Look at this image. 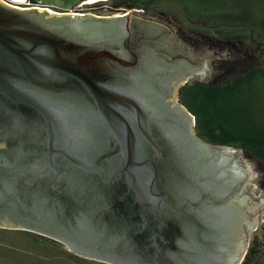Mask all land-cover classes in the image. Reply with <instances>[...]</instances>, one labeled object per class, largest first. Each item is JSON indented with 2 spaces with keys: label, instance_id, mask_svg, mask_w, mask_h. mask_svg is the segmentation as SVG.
Masks as SVG:
<instances>
[{
  "label": "water",
  "instance_id": "95a60500",
  "mask_svg": "<svg viewBox=\"0 0 264 264\" xmlns=\"http://www.w3.org/2000/svg\"><path fill=\"white\" fill-rule=\"evenodd\" d=\"M219 57L195 56L184 47L171 22L139 10L124 9L117 16L103 17L47 6L25 8L0 0V133L10 141L0 143V227L65 240L75 253L104 263L140 264L94 257L97 248L86 246L88 242L49 231L43 225H49L54 211L58 224H51L66 233L83 235L90 221L96 231L111 236L119 252L144 255L155 264L173 263L167 249H174L150 234L151 224L159 212L163 221L173 225L166 243H181L185 226L200 204L193 194L201 195L203 177L195 165L201 166L205 158L198 157L197 143L184 138L183 123L174 120L180 116L162 119L166 111L156 113L151 100L159 101L169 90L178 94L190 77L210 78L216 71L210 59ZM155 60H175L182 69L188 68V77L182 76L177 84L168 82L167 72L163 76L167 69L153 68ZM181 108L196 122L183 104ZM74 115L94 119L114 135L118 144L108 151V158L114 159L112 152H117L125 167L113 177L110 191L101 193L94 171L106 161L104 152H97V164H90V172L77 173L71 189L63 187L43 197L32 183L48 184L43 177L57 169V148L64 147L60 142L67 145L68 123ZM148 150L159 154V159ZM5 153L11 155L8 161L1 158ZM78 165L83 170L87 167L82 161ZM245 169L242 175L247 174ZM129 203H134L130 209ZM246 232L247 242L251 228ZM236 258L228 264H240L244 256Z\"/></svg>",
  "mask_w": 264,
  "mask_h": 264
},
{
  "label": "flooded vegetation",
  "instance_id": "af4514ba",
  "mask_svg": "<svg viewBox=\"0 0 264 264\" xmlns=\"http://www.w3.org/2000/svg\"><path fill=\"white\" fill-rule=\"evenodd\" d=\"M103 4L106 3L99 2L98 4L92 5L90 6V10L88 9L89 11H86L85 13L104 17V12H106L107 7L109 6H106V9L101 11L98 6L104 7ZM83 7L84 6L82 5L79 9ZM111 8L112 11L116 9V7L113 6ZM91 10H93V12ZM140 12L143 15L154 16L157 18L160 17L157 14L146 12L142 9ZM174 48L176 47L172 45V49ZM172 61L173 60L162 63L159 62V60H155L153 61L152 66L154 69H167L164 71L163 76H165L167 72L168 82H174L177 84L182 81V76H188L185 75V71H187L188 68L186 67L182 69L180 65L178 66V64H174L175 60L174 62ZM160 63L164 64V66ZM151 69L148 70V73ZM179 93L180 89L178 94L169 90L168 95L160 97L159 101L153 98L151 100V106L156 113L161 111V114H163L164 111H166L162 117L164 120H168L170 117L180 116L175 117L174 120H180L183 123L184 128L182 134L184 138L188 142L192 141L197 143L198 157L205 158L203 163H201V166H199L198 163L195 165L198 170L197 172L203 177V185L200 187V190H202L201 195L198 197L193 194V196L197 198L198 203H200L197 211H195L198 215H196L195 212L192 213L191 221L185 226V235L180 237L181 243L179 245L172 246L170 243H166L170 238V233L173 232V225L168 223V221H163L157 211L155 212L156 219L154 217L153 224H151L152 228L150 234H155L158 242H163V244H167V246L174 249L171 251L170 248L167 249V256L172 259L173 263L164 262L163 264H228L233 260L238 259L236 258L237 254L245 256L252 247V245L249 247V244L246 242V230L249 231L252 226L257 224V216L251 215L256 213V209L264 203V199L257 196V179L251 175L250 170L245 169L246 167L237 163V155L239 158L244 159L242 151L236 148L231 149V147L228 149L220 147L203 138L197 132L192 116L184 113L185 110L181 108L182 103L180 102ZM155 100L160 104L156 105ZM178 108H181L182 110H178ZM82 110L83 108L81 111ZM68 129L70 137L67 139V145L64 142H60L59 145L63 144L64 147L57 146L59 151V157H57L59 165L57 166V169L52 173H46L47 177H43V179L48 180V184L43 186L42 184H44V182L41 184L40 181L33 182L32 184L40 189V194L43 197H47L48 194H53L63 187L71 189L70 185L72 184L75 175L80 172L84 173L87 170L90 172V164H97V161L95 160V158H99L97 152H104L106 164L98 167L97 172L94 171V173L98 175L95 178L99 191L101 193L110 191L109 184L113 180V177L125 167V161H121L122 158H118L117 152H112L116 161L108 158V151L112 150L115 144H118L114 135L110 134L101 123L94 119H89L87 116L79 118L74 115L70 118ZM85 139L89 141V144H82ZM1 141H6L5 143L7 144L10 142L5 135L0 133V143ZM201 145H203L205 149L203 147L201 148ZM147 152L149 155L159 159V154L154 155L150 150ZM231 152H236L237 155L233 154L230 156L229 153ZM70 155H72V157H70ZM218 157H221L222 160L224 159L226 163H224V161L221 162ZM1 158L4 161H8L11 158V155L5 153ZM162 160L163 158L161 161ZM79 161H82L83 166L87 165L86 169L83 170L84 167L79 168ZM113 162H116V165H113ZM244 169L247 174L244 172L242 175L243 171L241 170ZM7 184L8 187L11 186L10 182ZM133 205L134 203H129L127 207L130 209ZM43 206L47 209V205L44 204ZM156 206L157 203H155V207ZM55 214L54 211L50 213L51 222L49 225L44 224L43 227L59 236H66L67 238L72 237L73 240L77 242H88L86 246L97 248L94 252V257L110 256L132 261L136 260L139 261L140 264H155L152 260L146 259L144 255L135 256L134 253L129 254L119 252L112 244L110 240L111 236L106 235L105 232L101 233L100 231H96L95 226L90 221H87L89 223V230L82 233L83 235L75 234L73 231H68V233H66L61 228L51 224L52 222L58 224V222H56L57 219L55 218ZM201 227L205 229L204 232ZM143 229H145L144 226ZM114 237L116 238V236ZM126 237L127 236H125V238ZM117 238L120 237L118 236ZM62 241L66 242L65 240ZM254 242L255 240L253 243ZM185 247L187 249L192 248L190 253L187 252V254L184 251V249H186ZM83 257L89 258L88 256ZM215 260L218 261L214 262Z\"/></svg>",
  "mask_w": 264,
  "mask_h": 264
},
{
  "label": "trees",
  "instance_id": "16d2710c",
  "mask_svg": "<svg viewBox=\"0 0 264 264\" xmlns=\"http://www.w3.org/2000/svg\"><path fill=\"white\" fill-rule=\"evenodd\" d=\"M112 1L115 7L150 13L159 2ZM180 1L190 17L199 16L214 32L207 33L212 42L209 47L221 46L227 54L217 61L210 78L190 79L180 88V102L195 117L196 130L203 138L220 147L241 150L256 165L261 174L259 184L264 189V0ZM28 231L38 246L57 252L59 258L75 264H84L83 259L97 260L75 253L62 240ZM240 264H264V237L261 243L254 242Z\"/></svg>",
  "mask_w": 264,
  "mask_h": 264
},
{
  "label": "rangeland",
  "instance_id": "374dc122",
  "mask_svg": "<svg viewBox=\"0 0 264 264\" xmlns=\"http://www.w3.org/2000/svg\"><path fill=\"white\" fill-rule=\"evenodd\" d=\"M9 3L15 4L17 6H22L25 8H32L38 6H47L48 8L54 9L60 12L69 11H82L86 12L90 10V6L98 4L99 2L106 3L103 4L104 7L98 6L100 9H106L104 16H117L122 12V10L127 9L129 12L134 10H141L137 8H125L116 7L112 11V6L115 7L110 1H97V0H84L82 5H76L70 9H64L68 0H5ZM183 1V0H182ZM191 0H186L190 2ZM42 2V3H41ZM90 2L86 5V3ZM231 4L227 2V5ZM71 7L73 4H70ZM153 13L159 15L162 20H167L173 24L177 29L179 38L181 39L184 47L193 52L195 56L207 57L209 55H218L219 58H212L211 64L213 69H215V64L219 59H222L226 54V51H222L221 46H216L217 48L209 47L212 43L209 38V34L214 33L210 31L206 24L202 23V19L199 16L190 17L189 12L185 9L184 2L180 0H159L155 5H153ZM89 9V10H88ZM111 10V11H110ZM93 12V10H91ZM114 12V14H113ZM98 13V12H97ZM209 32L208 36L207 33ZM206 38V39H205ZM223 47V45H222ZM256 48V46H255ZM254 48V49H255ZM225 49V48H223ZM216 70V69H215ZM188 77V76H187ZM195 79L194 77H190ZM189 78V79H190ZM234 149V148H232ZM242 166L251 168V175L257 179V196L264 199V189L260 186L259 181L261 179V174L256 168V165L244 156L242 158ZM252 216H257V224L252 226L251 235L247 243L249 247L254 245L253 241L256 239L258 242L263 241L264 237V204L260 205L256 209V213ZM28 231V230H27ZM21 228H10V227H0V264H75L67 258H59V254L52 250H47L39 244L35 243L31 238V232H27ZM254 236V237H253ZM253 239V240H252ZM255 240V241H256ZM44 243V242H40ZM57 253V254H56ZM82 261V260H80ZM84 264H109L104 263L99 260H88L83 259Z\"/></svg>",
  "mask_w": 264,
  "mask_h": 264
},
{
  "label": "crops",
  "instance_id": "0c3cea01",
  "mask_svg": "<svg viewBox=\"0 0 264 264\" xmlns=\"http://www.w3.org/2000/svg\"><path fill=\"white\" fill-rule=\"evenodd\" d=\"M83 1L84 0H68V3L65 5L66 7L64 9L73 8L74 6L78 5L79 3L83 2ZM104 1H107V0H104ZM70 4H73L72 7Z\"/></svg>",
  "mask_w": 264,
  "mask_h": 264
}]
</instances>
